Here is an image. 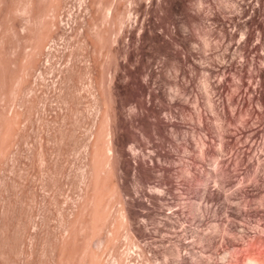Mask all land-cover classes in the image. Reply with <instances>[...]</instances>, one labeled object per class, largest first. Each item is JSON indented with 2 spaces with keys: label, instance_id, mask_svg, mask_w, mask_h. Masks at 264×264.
Instances as JSON below:
<instances>
[{
  "label": "rangeland",
  "instance_id": "obj_1",
  "mask_svg": "<svg viewBox=\"0 0 264 264\" xmlns=\"http://www.w3.org/2000/svg\"><path fill=\"white\" fill-rule=\"evenodd\" d=\"M258 2L0 0V264H264V177L220 133L224 123L245 148L248 115L227 123L207 101L209 79L235 89L220 65L240 60L246 24L264 19ZM139 98L182 123L163 141L176 157L157 149L154 117L133 115Z\"/></svg>",
  "mask_w": 264,
  "mask_h": 264
},
{
  "label": "bare ground",
  "instance_id": "obj_2",
  "mask_svg": "<svg viewBox=\"0 0 264 264\" xmlns=\"http://www.w3.org/2000/svg\"><path fill=\"white\" fill-rule=\"evenodd\" d=\"M137 1V0H136ZM251 1H253V0H251ZM255 1V0H254ZM256 1H259L258 3H259V9H258V11L260 12L259 14H261V12H263V10H264V0H256ZM133 2V1H132ZM164 3V2H163ZM249 3V2H248ZM252 3V2H251ZM246 4H247V1H246ZM250 5V4H249ZM253 5H254V3H253ZM258 5V4H257ZM257 5H255V6H257ZM164 7V6H163ZM162 7V8H163ZM247 7V6H246ZM148 9V8H147ZM164 9V8H163ZM253 9V8H252ZM256 9V8H255ZM255 9H253L254 11H255ZM138 10V9H137ZM158 11V10H157ZM166 11V10H165ZM249 11V10H248ZM153 12V11H152ZM117 13V12H116ZM161 13V12H160ZM159 13V14H160ZM252 13H254V12H252ZM163 14V13H162ZM116 15V14H115ZM262 15V14H261ZM115 17V16H114ZM191 17V16H190ZM194 18V17H193ZM133 19V18H132ZM192 21H193V19H192ZM198 20L195 18V20L193 21V22H197ZM232 21V20H231ZM236 21V20H235ZM115 22V21H114ZM234 22V21H233ZM245 22H247V21H245ZM235 23H237V22H235ZM239 23V22H238ZM171 24V23H170ZM193 24V23H192ZM232 25V24H231ZM238 25V24H237ZM239 25H240V23H239ZM163 26V25H162ZM235 27H236V24H235ZM239 27V26H238ZM241 27V26H240ZM246 29L244 30V32H243V35H242V40L240 41V43L239 44H236V42L234 43V41H233V31H228V30H225V32H224V36H227V39L229 38V37H231V41L234 43V44H236V46L237 45H239V47L236 49V50H238V49H240V52H241V54H240V60L239 61H235L234 62V57H232L233 59V61H231V60H229L228 61V63H223V64H217V63H215V62H211V64H213V67H214V65H216L215 67H217L218 68V66L220 65L222 68H223V71H224V75H226L225 73H227V72H231V74H232V72L234 73V74H232V75H235L237 78H236V82H234V88L235 89H233L232 88V86L233 85H231V87L229 88L227 85L228 84H225V79H227V78H223V76H221L222 78V80L223 81H220L219 82V79H218V82H214V80L212 81V79H209V81H207L208 82V85H209V87L211 88V92L213 93L212 95L211 94H209L208 95V93H207V101H209L213 106H215L216 107V109H217V111L219 112V115H220V117L223 119V120H225L227 123L229 122L230 124L231 123H234L235 121H237V116H236V113L238 112H240L241 114L242 113H246L247 115H248V118L249 119H246V120H244L243 121V124H244V122H245V126H244V128H249L250 130H251V132H252V135L251 136H253L252 138H253V141L251 142V143H247V146L245 147V148H242L240 145H238V138H237V136H236V134H239V133H236V132H233L232 130H230V129H228L227 127H225V125H224V123H223V127H222V129H221V131L218 129V127L216 126V128L215 129H218L219 131H220V133H221V135H222V143H223V146L224 147H227V146H230V148L232 147V150L234 151L235 150V152H237V153H239V154H241V157H242V160H245L246 158H247V162L245 163L244 161H243V163L244 164H246V165H249V166H251L252 168V170H253V173L252 174H254V176H256V178L259 180L260 178H262V177H264V67L263 66H261V65H259L258 63H257V57H259V59H260V61H262L261 60V58L263 59V61H264V55L262 56L261 55V53L258 51L259 49H258V45H260V44H258L257 45V43L258 42H254V43H251V40H252V38H253V27H255L257 30H263L262 28L264 27V19L262 20V18L261 19H256V18H251V20L246 24ZM169 28V27H168ZM238 29V28H237ZM165 30V29H164ZM169 30V29H168ZM241 30V29H240ZM174 30H172V32H173ZM237 31V30H236ZM235 31V32H236ZM165 32V31H164ZM172 32L171 33H169V35L172 37V39H174V36L172 35ZM166 33V32H165ZM176 34V33H175ZM236 34V33H235ZM168 35V34H167ZM178 35V34H177ZM229 36V37H228ZM234 36H236V35H234ZM108 37V36H107ZM106 37V38H107ZM238 37V36H237ZM236 37V38H237ZM260 37V36H259ZM234 39V40H236V41H238L237 39ZM255 38V37H254ZM109 39V38H108ZM228 39V40H229ZM105 40V39H104ZM229 40V41H230ZM108 41V40H107ZM176 41V39H174V42ZM181 41V40H180ZM253 41H254V39H253ZM252 41V42H253ZM108 43V42H107ZM162 44L164 45V43L162 42ZM228 44H229V46H228ZM228 44H227V46L228 47H231V42L229 43L228 42ZM161 45V44H160ZM107 47V46H106ZM163 47H165V50H167V52H169L170 51V46L166 43L164 46H162V48ZM187 47V46H186ZM103 48H104V46H103ZM236 48V47H235ZM188 49V48H187ZM231 48H229V50H230ZM172 50V49H171ZM176 50V52L174 53V54H176V55H174L175 57H177V62H178V66H177V70H178V72H181L182 74H185V76H187V73H188V71H187V69H186V67H185V63H186V60H187V58L189 57L188 55L187 56H185V57H183V56H181V53H182V51L180 52V50H179V48H176L175 49ZM186 50V49H185ZM232 50V49H231ZM234 50V49H233ZM235 51V50H234ZM171 52V51H170ZM191 52V51H190ZM188 53H189V51H188ZM182 55H183V53H182ZM107 56V55H106ZM173 56V55H172ZM173 56V57H174ZM127 57V56H126ZM205 57V56H204ZM231 57V56H230ZM261 57V58H260ZM236 59V58H235ZM126 60V59H125ZM225 62V61H224ZM132 64V63H131ZM137 64V63H136ZM210 64V65H211ZM218 65V66H217ZM143 66H144V64H143ZM146 66V65H145ZM247 66H249V67H247ZM210 67V66H209ZM212 67V66H211ZM210 67V68H211ZM213 67H212V69H213ZM135 68V67H134ZM217 68H216V70H217ZM221 68V69H222ZM149 69V68H148ZM209 69V68H208ZM215 69V68H214ZM126 70V69H125ZM210 70V69H209ZM208 70V71H209ZM219 70V72H221L220 71V69H218ZM211 71V70H210ZM137 72V71H136ZM149 72V71H148ZM213 72V71H212ZM211 72V73H212ZM141 73V72H140ZM210 73V72H209ZM136 74H138V73H136ZM150 74V73H149ZM130 76V78H131V84H133L134 85V91L133 92H135V95L137 96V97H140L141 95H143L145 92H144V89L142 88L143 86H141L140 84H139V82H138V80H137V78H136V75H135V73L133 72V71H130V74H129ZM192 76V75H191ZM191 76H189V78H188V76H187V78H188V80L187 81H190L191 80ZM225 77V76H224ZM256 77H258V80L256 79ZM207 78H209L208 76H207ZM220 79V80H221ZM229 79V78H228ZM231 79V78H230ZM235 79V78H234ZM247 79H248V81H247ZM255 79H256V81H255ZM193 80V79H192ZM207 80V79H206ZM205 80V81H206ZM211 80V81H210ZM217 80V79H216ZM215 80V81H216ZM250 80V81H249ZM228 81H230V80H228ZM233 79L230 81L231 83H233ZM227 83H229V82H227ZM231 83H229V84H231ZM185 88H186V86H184ZM208 87V86H207ZM230 89H233V90H230ZM208 91V90H207ZM206 91V92H207ZM210 92V93H211ZM203 93V92H202ZM214 93L215 94H217V93H219V95L221 96V101L220 102H217V99H216V101H214V99H213V96H214ZM218 95V94H217ZM218 95V96H219ZM135 96V97H136ZM144 96V95H143ZM202 96V95H201ZM136 97V98H137ZM199 97H200V95H199ZM203 97V96H202ZM201 97V98H202ZM141 98V97H140ZM139 98V100L138 101H136L137 102V104L134 106V108L132 109V113H133V115H135V116H137V117H139V119L142 117V113L144 112V113H147V116H151V117H154L153 119V121H151V123H150V125H151V129H152V133L154 134H159L160 135V138H161V141H160V139H159V143H157V145H156V147H157V149L159 150V152L161 153V154H166V155H168V156H170L171 158H174V157H176L175 156V153L173 152V151H171L170 149H168L167 148V146H165V143L163 142V141H165V139H168L169 138V136H167V134L165 133V131L168 129V127L170 126V125H173L175 128L174 129H177V130H179V132H180V130L182 129V123H179V122H175V121H173V120H168L167 118L165 119V117L164 118H162L161 117V115H160V110L158 111L157 109H154L153 108V106L151 107V106H149V105H146L145 104V102L144 101H142V99H140ZM138 99V98H137ZM255 99H257V103H255ZM199 100V99H198ZM201 100V99H200ZM215 102H217V103H215ZM198 103H200V101L198 102ZM210 103H208V104H210ZM180 106V109H181V111H182V113L184 114V112L186 111V110H188V106L187 105H185V104H182V103H180L179 104ZM202 105V104H201ZM199 106V105H198ZM198 108V107H197ZM203 108V107H202ZM207 108V107H206ZM210 108H212L211 107V105H210ZM199 109V108H198ZM204 109V108H203ZM216 109L214 110V109H212V110H214V111H216ZM142 111V112H141ZM203 111V110H202ZM132 115V116H133ZM199 115H200V117H199V121H200V123H204L205 122V114H204V112H199ZM134 116V117H135ZM134 119V118H133ZM152 119V118H151ZM221 119V120H222ZM137 121V120H136ZM185 121V120H184ZM123 122V121H122ZM144 122V121H143ZM149 122V121H148ZM125 123V122H124ZM124 125V124H123ZM201 125V124H200ZM126 126V125H125ZM172 126V127H173ZM197 126V125H196ZM242 126V125H241ZM240 126V127H241ZM198 127V126H197ZM215 127V126H214ZM239 127V128H240ZM125 128V127H124ZM128 128V127H127ZM243 127H241V129L240 130H242L243 131V129H242ZM248 129V130H249ZM217 130V132H219ZM245 130V129H244ZM248 130H246V131H248ZM241 131V132H242ZM188 132V131H187ZM187 132L185 133V136L183 137V139H184V141L186 142V145L187 146H192L191 144H192V141H191V139H189V137H188V134H187ZM239 132V131H238ZM243 132H245V131H243ZM246 133V132H245ZM153 136V135H152ZM173 136V135H172ZM158 138H159V136H157ZM206 137V136H205ZM134 138V137H133ZM198 139V138H197ZM201 139V138H200ZM206 140V139H205ZM205 140H204V142H205ZM196 141H198V140H196ZM207 141V140H206ZM202 143H203V141H202ZM205 143H208V142H205ZM221 143V144H222ZM194 144V143H193ZM203 145H204V143H203ZM208 144H207V146L205 147L206 149V151L207 150H210V147L208 148ZM261 146V147H260ZM260 147V148H259ZM229 148V147H228ZM156 149V150H157ZM221 149V148H220ZM220 149H219V151H220ZM253 149H257V153H256V155L254 156V157H250V152L253 150ZM204 150V149H203ZM127 151V150H126ZM205 151V153H208V151L206 152ZM211 151V150H210ZM209 151V154H214V155H216L215 153H214V151H212V152H210ZM217 151V150H216ZM218 152V151H217ZM123 153V152H122ZM222 154V153H221ZM238 154V155H239ZM217 155H218V153H217ZM216 155V156H217ZM222 156V155H221ZM263 156V157H262ZM219 157V156H218ZM246 157V158H245ZM220 158V157H219ZM222 158H223V156H222ZM221 158V159H222ZM171 160H173V159H171ZM220 161V160H219ZM222 161V160H221ZM137 162V161H136ZM198 162V161H197ZM227 162H229V160L227 161ZM140 165L142 166V167H144L145 169H146V167L147 168H149V167H151L150 165H149V162L148 161H146V158L145 159H141L140 160ZM138 163V164H139ZM156 164V163H155ZM159 164V163H158ZM172 164V163H171ZM174 164V163H173ZM178 165V164H177ZM138 166V165H137ZM189 166V165H188ZM245 166V165H244ZM153 167V166H152ZM174 167V166H173ZM173 167H163V172L165 173V175H164V177H166V179H167V184L169 185V186H171L172 187V185H173V177L172 178H170L171 177V175H170V172H171V170L173 169ZM190 167V166H189ZM249 168V167H248ZM190 169V168H189ZM200 169V168H199ZM195 170V169H194ZM197 170V169H196ZM145 171V170H144ZM150 171V170H149ZM186 171V170H185ZM190 171V170H189ZM188 171V169H187V171L186 172H183L182 174H183V176L184 175H186L187 174V172H189ZM193 171V168H192V170H191V172ZM197 171H199L200 172V170H197ZM195 172L196 174V176H198L199 175V177H202L203 175H202V172H201V174L199 173V172ZM194 172H192V175H194ZM252 172V171H251ZM146 173V172H145ZM172 173V172H171ZM194 175V176H195ZM228 175V174H227ZM187 176V175H186ZM189 176L191 177V175H190V173H189ZM188 177V176H187ZM190 177H188L189 179H190ZM193 177V176H192ZM229 177V176H228ZM205 178V177H204ZM224 178H226V177H224ZM255 178V177H254ZM188 179V180H189ZM197 179H199L198 177H197ZM202 179V178H201ZM233 179V178H232ZM205 180V179H204ZM199 181H200V179H199ZM202 181V180H201ZM225 181H227V180H225ZM261 181V180H260ZM174 182H175V179H174ZM223 182V181H222ZM232 182V181H231ZM230 183V182H229ZM226 184V183H225ZM174 185H176V183H174ZM168 186V187H169ZM214 192V191H213ZM239 192V191H238ZM216 193V192H215ZM264 193V192H263ZM227 228V227H226ZM234 230V229H233ZM231 231V230H230Z\"/></svg>",
  "mask_w": 264,
  "mask_h": 264
}]
</instances>
